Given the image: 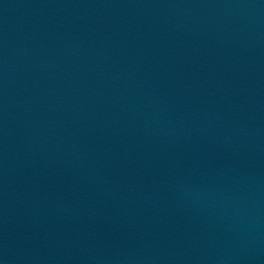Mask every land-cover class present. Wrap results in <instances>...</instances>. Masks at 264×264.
Wrapping results in <instances>:
<instances>
[{
	"label": "water",
	"instance_id": "1",
	"mask_svg": "<svg viewBox=\"0 0 264 264\" xmlns=\"http://www.w3.org/2000/svg\"><path fill=\"white\" fill-rule=\"evenodd\" d=\"M0 264H264V0H0Z\"/></svg>",
	"mask_w": 264,
	"mask_h": 264
}]
</instances>
